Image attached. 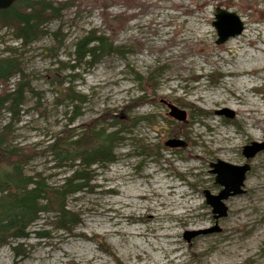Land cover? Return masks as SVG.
<instances>
[{
	"label": "rangeland",
	"instance_id": "obj_1",
	"mask_svg": "<svg viewBox=\"0 0 264 264\" xmlns=\"http://www.w3.org/2000/svg\"><path fill=\"white\" fill-rule=\"evenodd\" d=\"M46 1L57 8L66 4L32 42L23 45L12 27H0V58L13 53L31 88L12 125L13 145L37 151L22 165L24 174H39L57 187L75 168L59 165L48 148L60 131L79 135L90 121L122 131L115 160L91 165L89 186L66 199L79 223L57 228L56 208L47 206L26 237L9 238L0 247V264H264V149L250 158L242 152L251 142L264 143V113L255 119L254 112H238L237 103L233 108L210 100L236 88L226 70L240 59L250 80L247 91L240 89L241 107L251 98L264 104V0ZM217 7L237 13L244 24L222 44H216L212 25ZM88 31L121 48L72 70L74 44ZM18 80L19 75L11 78L8 90ZM4 86L0 82V92ZM67 87L81 101L68 98ZM168 104L185 119L170 116ZM10 120L1 111L0 130ZM192 128L207 137L206 147L196 142ZM222 130L238 142L219 153L212 147L218 140L223 144ZM172 140L178 144H166ZM218 160L248 164L249 170L243 192L224 199L227 214L215 219L204 190L222 189L211 173ZM165 181L175 186L167 188ZM214 227L219 230L184 238Z\"/></svg>",
	"mask_w": 264,
	"mask_h": 264
},
{
	"label": "trees",
	"instance_id": "obj_2",
	"mask_svg": "<svg viewBox=\"0 0 264 264\" xmlns=\"http://www.w3.org/2000/svg\"><path fill=\"white\" fill-rule=\"evenodd\" d=\"M65 4L57 8L46 0H15L8 8L0 10V27H12L15 36L22 39L23 45H26L39 36L41 26L60 16ZM248 8L252 10L253 6ZM259 16L262 21L264 17L261 13ZM120 48L114 46L105 35L88 31L75 42L76 64L69 67L74 70L79 64L92 65L103 55L116 52ZM10 54L0 58V82L5 85L0 92V114L4 110L11 116V120L0 130V247L7 244L9 238L26 237V229L39 218L40 212L49 210V206L56 208L54 224L57 228L70 230L79 223L78 215L67 209L66 199L89 186L91 165H105L115 160L114 146L120 138L118 134L122 131L121 128L111 131L103 127L97 128L99 121L85 124L79 135H72L70 128L64 129L60 131L61 136H56L49 143L48 148L59 165L69 162L70 166H75L71 174L64 177L57 187L49 186L39 174L25 175L22 165L32 159L37 151L32 146L13 145L12 125L19 119L25 93L31 88L19 60L13 57V53ZM16 75H19V80L8 90L7 83ZM66 90L68 98L81 101L79 95L69 96L73 93L70 87ZM111 126H114V123H111ZM3 162L8 163L9 169L1 167ZM37 234L46 236L44 232ZM13 248L16 249L15 246Z\"/></svg>",
	"mask_w": 264,
	"mask_h": 264
},
{
	"label": "water",
	"instance_id": "obj_3",
	"mask_svg": "<svg viewBox=\"0 0 264 264\" xmlns=\"http://www.w3.org/2000/svg\"><path fill=\"white\" fill-rule=\"evenodd\" d=\"M15 0H0V10L6 9L14 3ZM212 25L216 30V44H222L230 37L240 34L244 30L243 21L233 11L226 10L222 7H217L214 15ZM170 108L169 115L179 119H185V113L172 104H168ZM226 111H222L225 113ZM231 117L233 113H225ZM169 146L178 144V141H168ZM264 149V143L251 142L250 145H245L242 149L243 155L246 158L253 157L257 152ZM213 169L211 173L215 174V183L222 186V189L217 194H211L208 190H204L206 203L212 208V213L215 219L223 217L227 214V207L223 200L227 197L240 194L243 192L242 186L244 184L245 174L249 170L248 164L233 165L227 162L218 160L216 164H212ZM218 227L207 230H197L185 233L184 238L189 240L191 237L207 232L217 231Z\"/></svg>",
	"mask_w": 264,
	"mask_h": 264
},
{
	"label": "bare ground",
	"instance_id": "obj_4",
	"mask_svg": "<svg viewBox=\"0 0 264 264\" xmlns=\"http://www.w3.org/2000/svg\"><path fill=\"white\" fill-rule=\"evenodd\" d=\"M238 62H240L239 64H236L234 66V68L232 69H227L226 70V73L228 75H231L233 76L235 79H234V83L236 85V88L234 90H229V93L230 95L229 96H223L219 93H216V97H210V100L214 103H219V102H224V103H228L229 106L234 107V103H237L238 106H236V110L238 112H240L241 114H245V113H253V117H255V119L257 118L256 115L258 114H263L264 113V109L262 108L264 106L263 105H259L257 100L254 99V98H251L247 101L246 105H244V107H241V101H242V93L244 91H247V88H246V85L248 83H250V80L248 79L247 77V74L249 73V70L247 69V66H244L242 61L239 59ZM169 78V77H168ZM168 87H170V93L171 94H174L176 93V90H177V87L176 86H171L169 85ZM244 89V91H240V89ZM167 95V94H166ZM180 97H185L184 95H180ZM203 97H207L206 95H203ZM263 99H264V94L262 95ZM260 97V98H262ZM240 105V106H239ZM200 123H203L202 120H200ZM211 127V126H210ZM210 132L212 130H209ZM222 132L226 133L227 135L225 136H222ZM222 132H218V134L220 136H222L223 138H221V140L223 139V144L220 143V141H216L218 144L214 145V147H212L213 150H217L219 151V153H224V152H229L231 151L236 143L238 142V140L234 139L235 137L232 136L230 134V131L229 130H226V131H223ZM253 133H251V135H254V131H251ZM191 133L195 135V140L196 142L199 144V145H204L206 147L207 145V137L204 135L203 132H201L200 130H196V129H193L191 130ZM228 142V144L224 143L226 141ZM31 160V159H30ZM29 161V160H28ZM254 180L255 178L253 177L250 181H249V187L251 189H253V186H254ZM166 183V187L167 188H170V187H174L175 185L173 183H169L167 184V182L165 181ZM264 189H260V192L263 193ZM184 193V192H183ZM264 194H261L260 196L262 197ZM150 219H153L154 218V214L150 215L149 217Z\"/></svg>",
	"mask_w": 264,
	"mask_h": 264
}]
</instances>
